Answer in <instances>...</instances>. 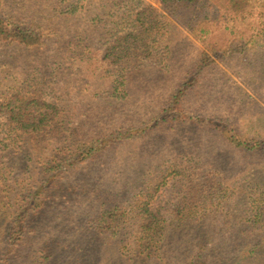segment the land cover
<instances>
[{"label":"rangeland","instance_id":"1","mask_svg":"<svg viewBox=\"0 0 264 264\" xmlns=\"http://www.w3.org/2000/svg\"><path fill=\"white\" fill-rule=\"evenodd\" d=\"M141 1L120 62L125 0H0V264H264V80Z\"/></svg>","mask_w":264,"mask_h":264},{"label":"trees","instance_id":"2","mask_svg":"<svg viewBox=\"0 0 264 264\" xmlns=\"http://www.w3.org/2000/svg\"><path fill=\"white\" fill-rule=\"evenodd\" d=\"M128 10L122 17V34L115 38L107 52L123 62L129 52L138 49L146 37L162 30V16L141 0H125ZM162 8L179 24L191 31H199L202 37L208 35L207 45L220 53L236 55L243 53V64L252 73L264 80V13L255 18L253 7H264V0H159ZM254 2V4H251ZM122 3V2H121ZM110 4L117 5L111 1ZM125 6H122L124 8ZM1 9V3H0ZM0 16V40L18 42L25 46L37 45L39 35L22 26H8ZM216 40V41H213ZM137 42H141L139 45ZM197 67H200L199 65ZM20 110V109H19ZM19 112H17L18 114ZM44 118L30 119L26 123L40 128ZM24 128V120L17 121ZM90 153V152H88ZM47 183V180H44ZM31 206L38 207V198ZM19 225V223H18ZM186 264H206L192 261Z\"/></svg>","mask_w":264,"mask_h":264}]
</instances>
